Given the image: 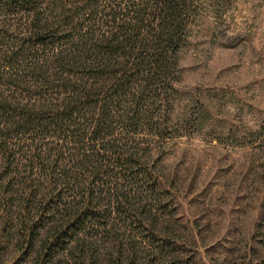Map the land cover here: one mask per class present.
<instances>
[{
  "label": "trees",
  "instance_id": "16d2710c",
  "mask_svg": "<svg viewBox=\"0 0 264 264\" xmlns=\"http://www.w3.org/2000/svg\"><path fill=\"white\" fill-rule=\"evenodd\" d=\"M39 3L0 0V16L30 17L23 36L8 35L14 28L0 19V190L14 205L10 193L36 186L21 219L29 242L47 237L36 264L51 263L55 249L93 264L100 247L90 237L101 233L115 241L106 251L118 253L97 263L122 264L110 215L136 211L134 188L162 185L142 135L170 134L164 102L198 0H69L65 33V17L45 15Z\"/></svg>",
  "mask_w": 264,
  "mask_h": 264
},
{
  "label": "rangeland",
  "instance_id": "374dc122",
  "mask_svg": "<svg viewBox=\"0 0 264 264\" xmlns=\"http://www.w3.org/2000/svg\"><path fill=\"white\" fill-rule=\"evenodd\" d=\"M39 1L45 15L65 17L59 32H67L69 0ZM5 15L16 29L8 35L29 33V14ZM164 103L169 136L142 135L162 185L134 188L136 211L110 215L121 229L122 264H264V0H198ZM35 189L10 193L14 205L0 190V264H36L47 237L32 244L21 220ZM38 211L34 203L31 212ZM104 236L90 237L100 247L93 264L118 253L106 251L115 241ZM54 252L48 264H78L69 249Z\"/></svg>",
  "mask_w": 264,
  "mask_h": 264
}]
</instances>
